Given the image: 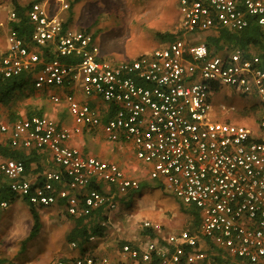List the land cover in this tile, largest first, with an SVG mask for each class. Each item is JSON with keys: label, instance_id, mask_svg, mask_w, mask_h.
<instances>
[{"label": "built area", "instance_id": "obj_1", "mask_svg": "<svg viewBox=\"0 0 264 264\" xmlns=\"http://www.w3.org/2000/svg\"><path fill=\"white\" fill-rule=\"evenodd\" d=\"M60 3L62 10L69 8ZM178 9L181 36L134 60L109 62L98 55L91 33L68 28L40 2L31 3L26 11L30 35L25 38L10 27L0 48V80L25 75L35 90L64 89L62 99L72 126L36 115L10 126L0 123V133H9L11 147L47 151L60 167L34 184L25 177L22 161L0 160V187L35 209L62 201L72 217H86L100 208L114 211L116 198L137 192L139 182L126 177L117 164L66 145L72 135L100 127L106 141L131 147L135 159L148 167V179L158 180L200 215L197 234L182 230L168 234L163 243L121 245L118 264H214L199 247L200 239L239 264H264L261 60L238 49L210 55L204 44H188L183 36L218 29L238 33L250 23L264 32V0H179ZM8 15L11 24L17 22L12 9ZM32 48L46 50L47 56ZM222 87L254 101L255 130L225 120L232 106L221 105L212 120L210 96ZM72 91L98 98L113 108V115L102 123L95 109L77 100ZM59 100L51 96V101ZM63 182L64 187H56ZM93 183H106L114 192L105 195L88 188ZM6 207V202L0 203V208ZM143 226L160 230L147 221ZM55 264H108V260L85 252Z\"/></svg>", "mask_w": 264, "mask_h": 264}, {"label": "rangeland", "instance_id": "obj_2", "mask_svg": "<svg viewBox=\"0 0 264 264\" xmlns=\"http://www.w3.org/2000/svg\"><path fill=\"white\" fill-rule=\"evenodd\" d=\"M10 1H1L0 7L4 10L12 9L13 6L7 5ZM60 1L68 3L69 8L62 10ZM178 2L179 0H43L41 5L48 13L63 18L72 30L84 29L91 33L100 58L109 62H127L163 46L165 43L157 37L158 34L176 35L183 32ZM22 87L23 91H27L24 87L30 88L29 84ZM231 93L228 88L222 87L219 92L211 94L212 120L218 116L221 105L232 106L234 110L225 114V120L255 130L257 110L254 101ZM25 99H28L27 94ZM65 114L72 123L67 110ZM89 130L84 129L83 133ZM93 136L91 132L88 133L90 141ZM74 137L72 135L71 139ZM123 149L127 157L119 167L126 177L139 182L140 190L130 204L121 202V197H117L116 209L105 212L107 223L104 237L105 241H111L113 245L107 252L109 257H112L109 251H115L119 243L129 241L132 237L142 239L141 231L145 221L159 225L160 233L169 234L188 230L192 224V218L182 206L184 204L167 192L158 180L148 179L146 166L135 159L132 149ZM113 192L114 189H111L102 193L111 195ZM185 206L187 209L194 208L192 205ZM28 207L23 205L14 208L7 205L0 209V264H55L64 257H76L78 251L70 250V244L65 240V235L72 227L71 217L55 207L36 210L40 217V230L31 242L23 246L25 249L20 251L21 242L28 236L32 226ZM197 230H193V234H197ZM145 240L146 238L142 239ZM108 245L105 242L102 247ZM205 246L208 249V245ZM206 249L205 252L208 253ZM98 256L107 257V254L103 251ZM228 264H235V261L230 260Z\"/></svg>", "mask_w": 264, "mask_h": 264}, {"label": "crops", "instance_id": "obj_3", "mask_svg": "<svg viewBox=\"0 0 264 264\" xmlns=\"http://www.w3.org/2000/svg\"><path fill=\"white\" fill-rule=\"evenodd\" d=\"M1 1H4V0H0V2ZM41 1L43 0H30V1L11 0L10 2L7 3V5L12 6L13 2H16L18 5L26 8L33 2L41 3ZM10 10L11 9L9 10L8 9L4 10L3 8L0 9V48L4 46L5 36L8 32V29L11 27V22L8 21V17H7L8 12ZM25 15H26V12H25ZM66 26L70 28L68 26V23H66ZM215 34L216 33L213 30H209L205 32L188 34V35H183V36L188 44H191V45L204 44L206 46L208 37H213ZM32 49L35 50L37 53H39L41 57L47 56L46 50H40L38 48H32ZM236 49L237 48H233V49H230L229 51L236 50ZM211 52H214V50ZM249 52L251 53L250 56H253V55L258 56L257 51L253 48L249 49ZM221 53L223 52H219V53L217 52V54H221ZM28 84L30 88L24 87L25 89H27L28 92L23 91L22 89L21 91H16L15 92L16 97L12 101L6 104H0V123L10 126L17 119L27 118V117L36 115V116H43V117L49 118L58 125L72 126L71 120L65 114L67 108H66V104L64 103L62 99L63 95L67 91H65L64 89H57V88H50L46 90H35L32 87L31 81L29 79L26 85ZM72 92L74 93L75 98L77 100H79L80 102L86 103L95 109L102 123L106 122L113 115V108L103 103L98 98H86L79 91H72ZM26 94H27L28 99H25ZM51 96L58 97L60 99L59 102L51 101ZM90 132L94 135L91 141L88 139V133ZM8 139H9L8 132L0 133V144H4L6 141H8ZM66 145L68 147H73V148L78 149L85 156H92L104 162L115 163L118 166H120L122 163V160L125 157H127L125 156L123 147H126V149L128 150L131 149L129 145H125L120 142L106 141L103 131L100 127L95 128V129H90L88 132H84L83 134L80 133L79 135H75L73 139H70L68 142H66ZM17 149H20L21 152L23 153L24 161L26 163L28 161L27 167L24 173H25V177L28 180H30L31 183L38 184L43 179V176L46 173L60 170V167L55 165L52 162L50 154L47 151H39V150H34V149H23V148H17ZM146 168H147L146 169V173H147L148 167ZM92 185L94 187H98L99 188L98 191H100L101 193L109 192L111 189H114V187L106 183H93ZM56 187L57 188L64 187V182L62 185L59 184V186H56ZM7 205L8 207L10 206V207L18 208V207H23V205H28V204L26 203L24 199L15 197L13 200H11L9 204L7 203ZM53 207H55L59 212L63 213V211H65V207L63 206L62 201H59V203ZM44 209L46 208L38 209V211H41ZM34 210L36 211L37 209L34 208ZM27 211L29 212V207L27 208ZM38 217H39V214H38ZM73 218H76V217H73ZM39 220H40V217H39ZM71 221H72V227H71L72 229L74 222H73V219H71ZM150 223L152 224V222ZM153 232L161 240H163L169 234V233H160L158 230L157 231L153 230ZM104 236L95 237L92 242L88 241L84 250L85 252H90L91 254L95 255L98 258H99L98 255L103 253L104 251L107 254V257L104 256L100 258H106L108 260V264H118L119 262L118 246H120V243L119 245H116L117 247L115 251L113 250L109 251V254H111L110 256H112V257H109L107 252L109 248H111L113 245L112 243H110L111 241H105ZM200 240L201 241L199 242V247L201 249L203 248L206 249V246H205L207 245L206 242L202 239ZM104 241L109 243L108 247H102V244L105 243ZM124 243L128 245H132V246H142L143 245L142 239L141 238L136 239L135 237H132V239L130 238L129 241L125 240ZM69 246H70L69 247L70 250L77 251V249L71 247V244ZM72 258L73 257H64L62 259L67 260V259H72Z\"/></svg>", "mask_w": 264, "mask_h": 264}, {"label": "trees", "instance_id": "obj_4", "mask_svg": "<svg viewBox=\"0 0 264 264\" xmlns=\"http://www.w3.org/2000/svg\"><path fill=\"white\" fill-rule=\"evenodd\" d=\"M12 6V10L15 12L17 17V22L12 23L11 27L15 29L20 35H23L25 38H27L30 35L31 26L26 19L25 12L28 10L30 5L25 8L18 5L16 2H13ZM214 32L216 34L213 37H208L206 44V48L210 55H215L217 52H226L230 49L237 48L238 50L242 51L246 57H248L251 55L249 49L253 48L257 51L258 56L262 61L260 67L264 69V32L254 23H250L246 29L238 33L227 31L225 29L214 30ZM180 35L181 32H178L176 35L165 33L158 34L157 37H159L164 43H170L177 39V37ZM213 50L214 52H211ZM27 82L28 77L25 75L0 80V104H6L12 101L16 97L15 92L21 91V89H23L22 86ZM4 159L20 160L23 162L24 168L26 170L28 161L26 163L21 150L11 147L8 141H6L4 144H0V160ZM88 188H95L99 190L98 187H94L93 185H90ZM137 192H129L125 197H121V202L130 204ZM14 198V195L10 193L5 187H0V203H10ZM182 206L192 218V224L188 228V231L193 233V230L195 231L198 229L200 223L199 212L195 208L190 207L191 209H187V206ZM29 214L32 218L33 224L28 236L21 242L22 247L20 251L25 249L23 246L31 242L40 230L38 214L31 206H29ZM71 219H73L74 225L73 228L65 235V240L70 244H74L75 249L78 251V256H81L83 253H85L84 248L90 237H102L105 235V223H107V215L104 209L100 208L93 211L86 217H71ZM141 232L142 237L146 238L145 241L159 240L160 243H163V241L154 234L151 228L143 227ZM145 241H142L143 244ZM206 242L208 245V249H206L208 252L207 254L210 256L214 264H228V261L230 260H234L235 264H239V260L228 257L222 250L214 247L210 242ZM124 244L126 243L122 242L120 243V246Z\"/></svg>", "mask_w": 264, "mask_h": 264}]
</instances>
